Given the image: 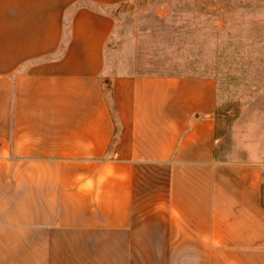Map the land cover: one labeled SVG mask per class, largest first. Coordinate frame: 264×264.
Segmentation results:
<instances>
[{
    "label": "crops",
    "instance_id": "1",
    "mask_svg": "<svg viewBox=\"0 0 264 264\" xmlns=\"http://www.w3.org/2000/svg\"><path fill=\"white\" fill-rule=\"evenodd\" d=\"M131 1L0 0V264H264L216 79L107 70Z\"/></svg>",
    "mask_w": 264,
    "mask_h": 264
},
{
    "label": "rangeland",
    "instance_id": "2",
    "mask_svg": "<svg viewBox=\"0 0 264 264\" xmlns=\"http://www.w3.org/2000/svg\"><path fill=\"white\" fill-rule=\"evenodd\" d=\"M113 14L110 74L213 76L222 157H264V0H132Z\"/></svg>",
    "mask_w": 264,
    "mask_h": 264
}]
</instances>
